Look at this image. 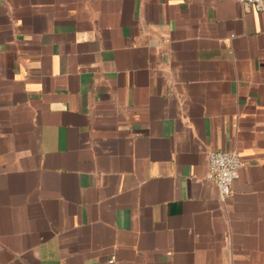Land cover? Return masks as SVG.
I'll return each mask as SVG.
<instances>
[{
    "label": "crops",
    "instance_id": "crops-1",
    "mask_svg": "<svg viewBox=\"0 0 264 264\" xmlns=\"http://www.w3.org/2000/svg\"><path fill=\"white\" fill-rule=\"evenodd\" d=\"M0 264H264V12L0 0Z\"/></svg>",
    "mask_w": 264,
    "mask_h": 264
},
{
    "label": "built area",
    "instance_id": "built-area-1",
    "mask_svg": "<svg viewBox=\"0 0 264 264\" xmlns=\"http://www.w3.org/2000/svg\"><path fill=\"white\" fill-rule=\"evenodd\" d=\"M240 1L244 5L253 6L256 10L264 12V0ZM242 166V157L236 150L209 151L207 177L216 184L222 199H227L231 196L232 185L240 177Z\"/></svg>",
    "mask_w": 264,
    "mask_h": 264
}]
</instances>
